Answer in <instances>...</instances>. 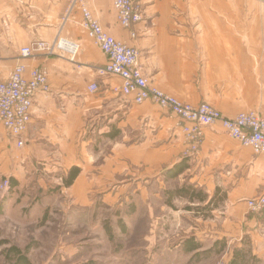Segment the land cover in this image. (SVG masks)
<instances>
[{"label":"crops","instance_id":"crops-1","mask_svg":"<svg viewBox=\"0 0 264 264\" xmlns=\"http://www.w3.org/2000/svg\"><path fill=\"white\" fill-rule=\"evenodd\" d=\"M135 2L143 19L127 29L113 0H0V80L17 64L26 74L37 67L49 74L48 90L33 98L24 158L64 170L79 166L73 186L88 193L123 177L140 186L151 179L166 184L164 171L188 158L189 168L177 179L210 197L217 189L226 195L213 212L216 219L196 228L199 241L210 239V248L222 238L239 245L248 236L256 263L264 264V215L247 205L264 193V153L233 139L219 123L205 128L193 148L179 117L152 101L136 103L113 91L121 80L97 74L107 57L81 25L86 6L105 31L139 50L151 86L185 103L211 104L228 117L255 111L264 119V1ZM57 38L80 44L75 62L61 52L22 56L23 47ZM93 83L95 92L89 90Z\"/></svg>","mask_w":264,"mask_h":264},{"label":"rangeland","instance_id":"rangeland-1","mask_svg":"<svg viewBox=\"0 0 264 264\" xmlns=\"http://www.w3.org/2000/svg\"><path fill=\"white\" fill-rule=\"evenodd\" d=\"M24 150L26 143L19 147L0 125V264H11V246L28 248L33 264H230L236 241L222 252L205 251L210 239L196 254L184 247L186 239L199 240L196 228L215 220L223 201L213 210L186 199L167 206L164 188L180 186V179L140 186L123 177L88 193L63 184L68 170L25 159Z\"/></svg>","mask_w":264,"mask_h":264},{"label":"built area","instance_id":"built-area-1","mask_svg":"<svg viewBox=\"0 0 264 264\" xmlns=\"http://www.w3.org/2000/svg\"><path fill=\"white\" fill-rule=\"evenodd\" d=\"M113 6L118 21L127 29L143 19L141 8L135 0H113ZM82 14V27L107 57L106 64L97 68V74L121 80L119 85L112 87L113 91L132 97L136 103L152 101L171 111L180 118L185 139L195 149L202 141L204 129L219 123L233 139L252 148L257 154L264 153V119L257 112L242 111L234 117H228L211 104L185 103L176 96L151 86L140 65L139 50L105 31L88 7H82ZM131 36L136 38V32L132 31ZM79 49L78 42L57 38L54 42H34L23 47L21 53L23 57H28L36 51L48 54L61 52L75 62ZM48 88L49 74L43 67L34 68L26 74V67L17 64L7 80H0V125L19 147L25 144L33 98ZM89 90L97 91L98 85L91 84ZM247 205L253 211L263 210L264 193L248 199Z\"/></svg>","mask_w":264,"mask_h":264},{"label":"trees","instance_id":"trees-1","mask_svg":"<svg viewBox=\"0 0 264 264\" xmlns=\"http://www.w3.org/2000/svg\"><path fill=\"white\" fill-rule=\"evenodd\" d=\"M189 168L188 158H183L181 161L175 163L174 165L167 168L163 177L166 181L177 179L181 174H183ZM81 173V168L79 166L71 167L67 174L63 177V184L67 187L73 185L76 178ZM220 192L217 189L213 196L209 194L199 186H196L189 182H184L178 187L167 188L165 189L164 203L169 207H175L173 202L176 199H186L190 203H197L201 210L210 209L213 210L217 208L220 202L224 201L225 193ZM203 205V206H202ZM194 206H189L188 209H194ZM202 207V208H201ZM184 247L187 252H196L198 253L200 249L203 248L202 242L196 239H186L184 241ZM227 247V240L225 238L217 240L212 247L205 250L207 252L218 251L222 252ZM28 248L22 250L17 246L9 247L5 256L8 262L11 264H33L30 259L27 257ZM195 253V254H196ZM257 257L252 253V244L251 239L248 236H245L240 245L235 246L230 264H250V262H256ZM251 262V263H252Z\"/></svg>","mask_w":264,"mask_h":264}]
</instances>
